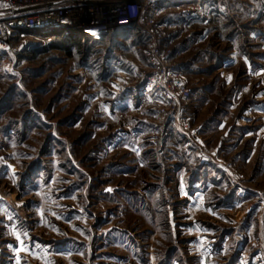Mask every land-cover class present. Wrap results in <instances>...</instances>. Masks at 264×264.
Wrapping results in <instances>:
<instances>
[{
    "label": "rangeland",
    "instance_id": "obj_1",
    "mask_svg": "<svg viewBox=\"0 0 264 264\" xmlns=\"http://www.w3.org/2000/svg\"><path fill=\"white\" fill-rule=\"evenodd\" d=\"M168 1L176 62L220 64L233 46L250 74L242 59L192 69V97L174 111L117 92L146 65L142 50L56 49L54 35L0 53V264H264V40L226 39L264 16V0H213L248 9L180 56L193 31L179 40Z\"/></svg>",
    "mask_w": 264,
    "mask_h": 264
},
{
    "label": "built area",
    "instance_id": "obj_2",
    "mask_svg": "<svg viewBox=\"0 0 264 264\" xmlns=\"http://www.w3.org/2000/svg\"><path fill=\"white\" fill-rule=\"evenodd\" d=\"M168 0H0V53L9 56L57 34L103 39L137 26L146 65L135 78L119 79L118 93L137 90L149 101L174 111L192 97L178 70L165 27L159 23Z\"/></svg>",
    "mask_w": 264,
    "mask_h": 264
},
{
    "label": "crops",
    "instance_id": "obj_3",
    "mask_svg": "<svg viewBox=\"0 0 264 264\" xmlns=\"http://www.w3.org/2000/svg\"><path fill=\"white\" fill-rule=\"evenodd\" d=\"M168 3L169 1H166L164 3L159 18V23H161L164 27H168L169 24L168 23L169 17H167V15L165 16V12H164L167 11L168 9V7L166 6ZM177 3H178L177 24L179 31H181V34L178 35L179 40L182 39V33H185V31H187L188 29L193 31L192 35L190 34L189 36L190 38L189 37L187 38L188 41L187 40L183 41L184 43V45H182L183 49L178 50L177 53L179 56L181 53L184 54V52H186L192 44L197 45L199 43L205 42L207 39L208 40L211 39V37H213L214 34L216 35L217 32L212 26V24H214L215 21L225 20L228 24H230L233 22L234 15L237 14V11H240V13L242 14L243 12H246V9H248V8H236L231 10L229 9V11H227L224 8H216V3L213 2V0H178ZM263 26H264V16L260 17V14L258 13L256 17L254 18L252 17L248 19L247 22L241 25H236L233 28L231 27V30H229L226 33L227 36L226 39L231 43V46L234 44V42L239 44L240 40L246 41L247 44H250L248 42L250 41V39L256 40V43H260V40H264ZM192 27H194V29H191ZM61 35L66 36L63 34ZM111 37L102 39L111 42V45L109 44V42L106 44L107 48L108 47L111 48V46H114V49H118L121 52L126 47L129 48L133 47L134 50L141 51L142 38L139 35V28L137 26L122 28L115 35ZM142 59H143V54H142ZM239 59L245 61L247 74H250L251 67L249 66L248 58L239 56L233 46L229 56L227 58H223L220 64H216L217 58L212 60L210 56L205 59L204 57H202L200 60L194 59L192 62H189V60H185L182 62L178 61L177 64H178L179 72L183 75L185 81L187 82L188 81L187 76L192 69H195L196 72L199 69V71L201 72V74L199 75L204 76L205 74H203V72L208 68H204L202 67V65L207 62L209 63V66L212 65V63H215L213 65L216 66L214 69L216 72V71L225 70L226 68L227 69L232 68L233 66L236 65ZM136 61L139 63L138 60ZM141 67L144 66L141 65ZM123 70L124 69H120L119 71L124 72ZM126 103H131L130 98H125L124 101L120 100V102L117 103L116 108L123 107V105L126 106ZM130 106L132 105L127 104L126 107H130Z\"/></svg>",
    "mask_w": 264,
    "mask_h": 264
},
{
    "label": "trees",
    "instance_id": "obj_4",
    "mask_svg": "<svg viewBox=\"0 0 264 264\" xmlns=\"http://www.w3.org/2000/svg\"><path fill=\"white\" fill-rule=\"evenodd\" d=\"M60 36H62V35L59 34L58 37H60ZM74 40H77V43L75 45L80 49V48H82V44H80L81 40L83 42H86V43L88 42V44H89L91 40L95 41V40H98V39H96V38H89V39L85 40V39H83V38H81V37H79L77 35L69 34V35H66V36H62V38H57L55 40H52L51 43H52V47L53 48H56V49H64L66 47L65 46L66 41L68 43L70 41H72V43H73ZM88 40H90V41H88Z\"/></svg>",
    "mask_w": 264,
    "mask_h": 264
},
{
    "label": "snow or ice",
    "instance_id": "obj_5",
    "mask_svg": "<svg viewBox=\"0 0 264 264\" xmlns=\"http://www.w3.org/2000/svg\"><path fill=\"white\" fill-rule=\"evenodd\" d=\"M0 6H2V7H8V5L7 4H4V5H0ZM231 79V77H229V80ZM108 191H111V189H108ZM209 211H210V209H209ZM41 215H42V212H41Z\"/></svg>",
    "mask_w": 264,
    "mask_h": 264
}]
</instances>
